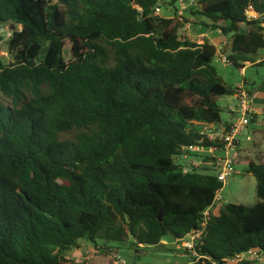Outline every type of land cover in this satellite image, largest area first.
Listing matches in <instances>:
<instances>
[{"label": "trees", "instance_id": "1", "mask_svg": "<svg viewBox=\"0 0 264 264\" xmlns=\"http://www.w3.org/2000/svg\"><path fill=\"white\" fill-rule=\"evenodd\" d=\"M178 3L0 0V32L13 31V61L0 57V264H86L67 255L81 241L110 256L113 243L171 236L181 247L202 229L200 258L183 247L188 264L258 262L232 260L264 253V159L238 163L259 201L219 213L217 174L183 169V147L201 146L203 126L223 122L219 98L238 88L220 76L215 44L181 38L174 18L155 13ZM190 13L230 36L229 64L264 65L252 59L264 51V0H198ZM251 124L264 132V111Z\"/></svg>", "mask_w": 264, "mask_h": 264}, {"label": "rangeland", "instance_id": "2", "mask_svg": "<svg viewBox=\"0 0 264 264\" xmlns=\"http://www.w3.org/2000/svg\"><path fill=\"white\" fill-rule=\"evenodd\" d=\"M195 6V4H193ZM192 7V6H191ZM181 10L175 13L171 7H161L159 16L174 18L182 28L180 30V37L183 39H190L193 41H201L204 37L208 39L222 50L226 44L230 47V36L223 35L219 30H205L200 24V19L190 13V8ZM189 21L188 23L186 21ZM21 29V26H18ZM12 28L10 25H5L0 32V57L9 64L13 61V56L8 50L6 40L12 36ZM207 34V35H205ZM70 56V48L67 49V58ZM264 56V51H260L257 55L252 56L253 60L261 59ZM248 65V64H247ZM217 69L220 76L224 79L228 86L239 87L242 83L245 86H254L259 89V101L264 100V65H253V63L245 68L244 74L240 69L227 63L216 62ZM250 85V86H249ZM218 103L223 108L221 118L223 122H232L236 116L233 112L228 110V107H234V98L232 96L220 97ZM261 115V114H260ZM252 141L247 143L242 150L240 162H244L246 158H262L264 159V132L255 125H251ZM75 136V132L64 134L63 139H70ZM191 157H182V163L188 164ZM240 173L230 179V181L219 192L220 197L215 206V212L219 213L223 204H243L245 206H252L259 201L257 196V181L256 178L247 173L244 165H239ZM171 236L165 237L160 244L148 248H137L132 244V239L122 243H113L112 246L116 248L117 255L121 258V262L117 260L115 255H99L96 250L85 241H81L82 248L79 250H71L67 255L73 259H77L86 264H188L189 258L183 251V247L174 243ZM139 249V252L136 250ZM173 249V250H172Z\"/></svg>", "mask_w": 264, "mask_h": 264}, {"label": "built area", "instance_id": "3", "mask_svg": "<svg viewBox=\"0 0 264 264\" xmlns=\"http://www.w3.org/2000/svg\"><path fill=\"white\" fill-rule=\"evenodd\" d=\"M198 0H179V7L181 10H187L189 7L197 5ZM161 6L155 8V13L159 15ZM250 18H257L258 15L254 11H247ZM263 35H264V21L262 22ZM221 32V31H220ZM264 56L259 59L263 61ZM216 62L227 64L229 63L228 56L224 51L218 47ZM250 64V62H247ZM246 63V64H247ZM242 74L245 68L241 69ZM257 91L245 86L244 83L239 85L237 93L232 96L236 100V105L232 107V111L236 116L232 122H222L219 124H205L201 131L202 139L199 145L184 146L183 157H191L188 164H183L184 172H191L194 167L203 166L213 170L217 174L218 180L225 186L232 177L240 173L238 163L243 148L247 143L252 141L251 117L254 112L253 104L255 102ZM205 142H210L211 146H205ZM219 194V193H218ZM220 197L217 196V200ZM210 218V210L204 213L203 226L205 227L208 219ZM204 229L192 232L182 239V247L186 248L191 254L200 258L196 252V246L201 240ZM117 260L121 262V258ZM243 261H261L264 262V253L256 250L244 252L234 260L233 263H240ZM122 264H125L122 261Z\"/></svg>", "mask_w": 264, "mask_h": 264}, {"label": "crops", "instance_id": "4", "mask_svg": "<svg viewBox=\"0 0 264 264\" xmlns=\"http://www.w3.org/2000/svg\"><path fill=\"white\" fill-rule=\"evenodd\" d=\"M205 35H207V34H205ZM209 38V37H208ZM218 46V45H217ZM248 64V63H247ZM246 64V67L245 68H247V66H249V65H251L252 63L250 62V64H248L247 65ZM241 71V70H240ZM242 73V72H241ZM253 87V89L254 90H256L257 91V95H256V99H255V102H254V104H253V110H254V112L253 113H256V114H263V111H264V100H260L259 101V89H256L254 86H252ZM234 98V97H233ZM234 105H236V100L234 99ZM228 110L229 111H231V112H233L232 111V107L231 106H229L228 107ZM175 243V242H174ZM173 243V244H174ZM256 264H264V262H261V261H259V262H257Z\"/></svg>", "mask_w": 264, "mask_h": 264}, {"label": "water", "instance_id": "5", "mask_svg": "<svg viewBox=\"0 0 264 264\" xmlns=\"http://www.w3.org/2000/svg\"><path fill=\"white\" fill-rule=\"evenodd\" d=\"M159 219L162 220V215H160Z\"/></svg>", "mask_w": 264, "mask_h": 264}]
</instances>
